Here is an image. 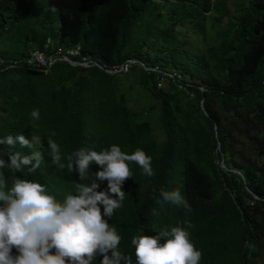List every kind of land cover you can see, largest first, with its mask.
<instances>
[{
  "label": "trees",
  "instance_id": "trees-1",
  "mask_svg": "<svg viewBox=\"0 0 264 264\" xmlns=\"http://www.w3.org/2000/svg\"><path fill=\"white\" fill-rule=\"evenodd\" d=\"M225 1L0 0V58L15 61L0 69V138L22 134L29 139L35 131L47 151L49 138L60 146L65 164L68 154L62 144L81 124L87 125L85 142L106 149L116 144L127 154L139 148L152 158L154 175L148 177L128 162L132 178L122 190L131 212L118 223L154 235L187 220L202 250L200 264H207L211 242L220 257L213 264H264V0H249L238 25L218 29L217 18L229 11ZM180 22L189 24L196 36H187L177 26ZM47 38L49 47L43 48ZM56 45H76L75 57L95 56L106 65L133 57L178 73L183 84L179 87L168 77L156 86L161 72L138 62L119 77L66 61H54L46 71L22 64L28 49L46 53ZM134 67L140 89L153 97L152 104L137 111L123 101L126 76ZM53 76L65 82L57 90H51ZM34 109L39 110L38 120L30 115ZM151 116L161 140L153 136ZM242 123L247 124L244 137L250 144L240 138L239 147L251 148L252 157L246 161L241 151L236 161L232 131ZM16 148L28 155L27 147ZM8 151L6 144L0 145V158ZM51 165L43 158L28 176L47 180ZM75 178L73 172L55 167L47 187L65 193ZM97 183L99 189L107 187L106 181ZM177 190L191 206L190 213L160 197L161 191Z\"/></svg>",
  "mask_w": 264,
  "mask_h": 264
},
{
  "label": "clouds",
  "instance_id": "clouds-1",
  "mask_svg": "<svg viewBox=\"0 0 264 264\" xmlns=\"http://www.w3.org/2000/svg\"><path fill=\"white\" fill-rule=\"evenodd\" d=\"M48 47L47 38L43 48ZM32 50L41 51L45 62L28 64L26 58ZM78 54L76 45L66 48L56 45L46 53L44 49L32 47L22 56V64L46 71L58 60L84 68L97 66L119 75L127 70L129 65L124 68L123 63L131 58L106 65L95 56L75 57ZM14 63L2 62L0 58V69ZM60 83L65 82L53 76L51 90H57ZM78 93L83 97V93ZM30 115L38 120L39 110H32ZM79 127V132L75 128L69 141L62 144L68 154L66 164L62 162L60 146L49 138L47 151L43 137L35 131L29 139L22 134L0 138V145L9 147L7 157L0 158V264H200L203 254L190 235L189 229L194 227L190 221L185 220L183 226L164 227L154 235L117 222L124 213L131 212L128 194L122 190L123 184L132 178L128 162H135L144 175L152 177V158L139 148L127 154L116 144L106 149V145L85 142L87 125ZM55 135L53 131L51 136ZM75 143L77 146L71 149ZM17 144L27 147L28 155L13 149ZM43 158H49L53 164L49 178L55 174V167L75 174L70 190L55 194L47 187L49 178L28 176L40 168ZM19 171L26 176H18ZM97 181H106L107 187L99 189ZM160 197L182 206L188 213L192 211L178 190L161 191ZM156 203L160 204L161 200L156 199ZM210 245L207 264L220 258L217 244ZM122 248H130V252L125 254Z\"/></svg>",
  "mask_w": 264,
  "mask_h": 264
},
{
  "label": "rangeland",
  "instance_id": "rangeland-1",
  "mask_svg": "<svg viewBox=\"0 0 264 264\" xmlns=\"http://www.w3.org/2000/svg\"><path fill=\"white\" fill-rule=\"evenodd\" d=\"M248 1L249 0H226L225 2L227 4V7L229 8V11L227 13L220 15L217 18L216 25H215L216 28L220 29L224 27L226 24L229 25L231 28H234L236 25H238L241 20L240 13L243 10V6L248 5ZM177 26L180 29L185 30L187 36L189 37H193L194 35L196 36L195 31L193 30L192 27H190L189 24L185 22H180ZM143 65L146 68H149L147 64L143 63ZM153 67H156L155 70H158L156 65ZM137 71H138L137 67L132 68V70H128V72L130 73H128V75L126 76V81H125V87L127 89L126 91H124V94H123V101L125 102V104L130 109L135 110V111L142 110L149 103L151 104L153 103V97L150 91L148 89H142V88L140 89L139 84H137L136 82L137 76H138ZM122 75L124 74L121 73L119 75H116V77H119ZM128 84L131 85L130 88H128ZM187 92H188V89H187ZM188 95H191V94H188ZM151 121L153 124L151 126L154 127V129L152 128V133L157 139L160 140V138L162 137V132L160 128L158 127V125H156L155 118L152 116H151ZM246 128H247V124L242 123V127L240 126V124H238L236 127L233 128V131H232V134H234L232 139L234 140L236 144V150H237L236 157H235L236 161L239 160L241 151L242 153H246V157H245L246 161L250 157H252L251 148L249 150H245V149L241 150V148L239 147V144L241 142L247 144L248 145L247 147H249L250 141L244 137ZM240 138H241V142H240ZM218 165L224 167L223 163L220 161L218 162Z\"/></svg>",
  "mask_w": 264,
  "mask_h": 264
},
{
  "label": "built area",
  "instance_id": "built-area-1",
  "mask_svg": "<svg viewBox=\"0 0 264 264\" xmlns=\"http://www.w3.org/2000/svg\"><path fill=\"white\" fill-rule=\"evenodd\" d=\"M26 62L28 64L38 65L39 63H44L45 59H44V56H43L41 51L32 50L30 52L29 56L26 58ZM130 62H138L143 68H146L140 60H138L136 58H132V57L131 58H127V62L123 63L124 68H126V65H129ZM148 66H149V68H146V69H155L156 68V67H153V66H150V65H148ZM157 71L161 72V74H159L157 76L156 81H155V84L157 86H159L163 81H167L168 77H171L172 80L176 81L175 84L177 86H179V87L182 86L183 83H182L178 73L174 74V73H172L170 71L168 72L165 69H161V68H158Z\"/></svg>",
  "mask_w": 264,
  "mask_h": 264
}]
</instances>
